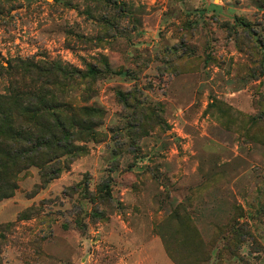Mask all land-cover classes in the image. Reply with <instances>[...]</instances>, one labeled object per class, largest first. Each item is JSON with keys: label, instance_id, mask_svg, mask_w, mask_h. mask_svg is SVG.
<instances>
[{"label": "rangeland", "instance_id": "374dc122", "mask_svg": "<svg viewBox=\"0 0 264 264\" xmlns=\"http://www.w3.org/2000/svg\"><path fill=\"white\" fill-rule=\"evenodd\" d=\"M17 60L100 115L0 202V264H175L159 228L179 264H264V0H0Z\"/></svg>", "mask_w": 264, "mask_h": 264}, {"label": "trees", "instance_id": "16d2710c", "mask_svg": "<svg viewBox=\"0 0 264 264\" xmlns=\"http://www.w3.org/2000/svg\"><path fill=\"white\" fill-rule=\"evenodd\" d=\"M40 74L36 65L20 60L17 66L8 63L7 68L0 67V79L8 81L0 94V202L14 196L18 178L32 167L39 170L45 183L55 179L60 173V159L80 151L74 137L81 138L85 133L95 136L96 125L88 119L99 116L100 111L81 108L77 111L80 115L73 116L68 126L58 112L67 107L53 105L48 90L60 73ZM187 223L193 241L203 248L188 219ZM160 230L169 257L179 264L170 253L168 237Z\"/></svg>", "mask_w": 264, "mask_h": 264}]
</instances>
